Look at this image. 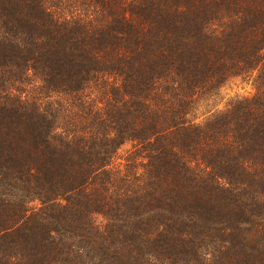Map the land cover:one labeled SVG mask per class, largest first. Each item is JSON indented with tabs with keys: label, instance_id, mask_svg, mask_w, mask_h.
<instances>
[{
	"label": "trees",
	"instance_id": "16d2710c",
	"mask_svg": "<svg viewBox=\"0 0 264 264\" xmlns=\"http://www.w3.org/2000/svg\"><path fill=\"white\" fill-rule=\"evenodd\" d=\"M0 264H264V0H0Z\"/></svg>",
	"mask_w": 264,
	"mask_h": 264
},
{
	"label": "rangeland",
	"instance_id": "374dc122",
	"mask_svg": "<svg viewBox=\"0 0 264 264\" xmlns=\"http://www.w3.org/2000/svg\"><path fill=\"white\" fill-rule=\"evenodd\" d=\"M254 92V86L246 76L232 75L222 84L218 95L213 96L210 101L203 102L202 105L200 104L199 109L195 113L200 117L199 120H202L204 116L209 114L208 111L222 110L230 100L250 97Z\"/></svg>",
	"mask_w": 264,
	"mask_h": 264
}]
</instances>
